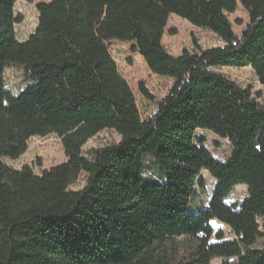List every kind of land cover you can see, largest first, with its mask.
Masks as SVG:
<instances>
[{
    "label": "trees",
    "instance_id": "obj_1",
    "mask_svg": "<svg viewBox=\"0 0 264 264\" xmlns=\"http://www.w3.org/2000/svg\"><path fill=\"white\" fill-rule=\"evenodd\" d=\"M17 2L0 0V264H264V104L214 70L250 67L264 86V0H53L37 5L25 41ZM239 5L249 16L240 37L228 18ZM172 15L223 46L203 49L194 39L193 50L170 55L163 38ZM112 40L130 43L154 75L173 81L147 119ZM11 66L30 78L18 95L5 83ZM140 91L154 101L145 84ZM94 124L121 139L86 157ZM198 131L228 141L229 157L215 158ZM52 134L66 163L41 174L4 165ZM145 158L159 170L150 181ZM203 172L216 186L196 209ZM82 176L84 187L71 189ZM238 186L247 197L229 204ZM214 221L235 238L215 232Z\"/></svg>",
    "mask_w": 264,
    "mask_h": 264
},
{
    "label": "rangeland",
    "instance_id": "obj_2",
    "mask_svg": "<svg viewBox=\"0 0 264 264\" xmlns=\"http://www.w3.org/2000/svg\"><path fill=\"white\" fill-rule=\"evenodd\" d=\"M53 0H18L15 6V14L23 17V22L16 25L17 37L20 40H26L36 30L38 23L37 5L40 3H49ZM233 30L237 36H241L243 30L249 23V16L245 9L239 5L234 14L228 15ZM240 22L241 24H239ZM175 32L176 34H172ZM196 39L203 49L223 46V42L213 33L194 27L187 21L172 15L163 38V46L172 56H179L183 50H193V40ZM110 53L117 63L119 72L131 87L138 110L142 119H147L156 109L157 102L161 101L170 91L173 81L169 78L154 75L147 67L144 59L139 55L132 53L131 44L120 40L108 42ZM216 72L224 75L231 81H234L243 89H250L253 97L258 102L264 104V86L260 83L255 72L250 67H219L214 69ZM5 83L7 89L14 95H18L21 90L30 83V78L26 75L22 67L11 66L6 69ZM145 84L148 91L154 97V101L143 97L140 91V85ZM261 94L258 97L257 94ZM93 130L92 138L84 147V155L89 157V153L94 149L105 148L117 144L120 135L108 128L105 124L91 125ZM197 135L205 139V147L217 159L225 161L230 153L231 146L228 141L222 140L206 131H198ZM67 162L61 139L57 135L47 137H35L28 142L27 152L17 160L4 159V165L10 169H20L24 165L33 168L36 174H41L45 170L62 165ZM145 165L149 171L145 172L148 181L157 178L159 170L157 165L150 158H145ZM2 180L7 178V172L0 170ZM203 182L205 188L196 186V193L193 200V207L196 209L205 208L213 195L216 182L207 172H203L199 182ZM85 185V177L82 176L78 182L71 187L73 190H79ZM247 188L238 186L228 200L229 204L242 203L247 197ZM263 225L264 221H260ZM215 232L222 230L226 240L234 239L235 236L230 228L217 221L213 222ZM262 248L263 244L259 243ZM223 259H215L212 264H224ZM236 259H231L228 264H236Z\"/></svg>",
    "mask_w": 264,
    "mask_h": 264
},
{
    "label": "crops",
    "instance_id": "obj_3",
    "mask_svg": "<svg viewBox=\"0 0 264 264\" xmlns=\"http://www.w3.org/2000/svg\"><path fill=\"white\" fill-rule=\"evenodd\" d=\"M19 39V38H18ZM20 40V39H19ZM20 41H25V40H20Z\"/></svg>",
    "mask_w": 264,
    "mask_h": 264
}]
</instances>
